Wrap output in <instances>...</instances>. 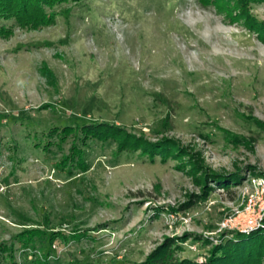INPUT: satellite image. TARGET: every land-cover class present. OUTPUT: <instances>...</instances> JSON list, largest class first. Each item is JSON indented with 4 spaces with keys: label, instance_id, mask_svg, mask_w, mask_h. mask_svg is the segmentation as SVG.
Returning a JSON list of instances; mask_svg holds the SVG:
<instances>
[{
    "label": "rangeland",
    "instance_id": "1",
    "mask_svg": "<svg viewBox=\"0 0 264 264\" xmlns=\"http://www.w3.org/2000/svg\"><path fill=\"white\" fill-rule=\"evenodd\" d=\"M249 7L264 21V2ZM53 11L37 29L0 20L13 28L0 36V247L15 256L0 264H140L169 238L179 259L205 264L232 237L264 232L239 216L264 175L258 34L200 0H71ZM96 121L181 154L152 161L113 140L83 144L79 131L88 168L58 170L77 134L49 142L51 130ZM26 229L48 231L24 246ZM52 231L87 235L50 241Z\"/></svg>",
    "mask_w": 264,
    "mask_h": 264
},
{
    "label": "trees",
    "instance_id": "2",
    "mask_svg": "<svg viewBox=\"0 0 264 264\" xmlns=\"http://www.w3.org/2000/svg\"><path fill=\"white\" fill-rule=\"evenodd\" d=\"M71 0H0V20L13 19L17 25L23 28L37 29L55 22L56 12L53 8L62 2ZM77 1V0H73ZM204 6L213 5L218 13L224 14L225 18L230 22L243 21L250 29L254 30L259 38L264 42V21H259L257 17L250 10L251 2H264V0H200ZM13 28L5 25L0 26V36H7L12 34ZM155 97L161 100H167L161 93H155ZM56 128V129H55ZM81 131L84 137H78ZM72 133L77 134V142L74 140L72 153L63 157V160L56 164L58 170L67 171L69 174L73 173L74 167H80L86 170L88 167L84 160V152L77 145L79 138L86 143L89 138H95L100 141L113 140L117 141L120 152H136L140 151L142 156H148L150 160L154 161L159 155L166 160L171 155H176L180 148L176 143L166 140L158 144L148 143L138 139L136 135L129 133L125 128L119 127L108 122H93L84 124L82 126H66L59 130L54 127L49 133V142L53 135H60V141H65ZM76 138V137H75ZM144 143H143V142ZM181 154V153H180ZM230 184L240 182L241 176L235 175ZM228 183L223 186L228 187ZM47 229H26L19 237L24 246L29 245L36 236L47 235ZM87 235V233H84ZM81 232H75L67 235L61 231H52L49 240L53 241L56 238H61L68 242L70 239H79ZM236 237L229 239L222 247H217L216 255H213L205 264H253L259 261L264 256V232L252 234L245 239L235 241ZM176 242L173 239L166 240L160 247L152 252L146 260L140 264H202L193 261L192 259H179L174 245ZM222 252L219 254V252ZM8 253L9 257L14 260V247L2 245L0 247V255ZM48 256V255H47ZM47 256H40L36 259L37 264H47ZM16 262V261H12ZM11 264H15L12 263Z\"/></svg>",
    "mask_w": 264,
    "mask_h": 264
},
{
    "label": "built area",
    "instance_id": "3",
    "mask_svg": "<svg viewBox=\"0 0 264 264\" xmlns=\"http://www.w3.org/2000/svg\"><path fill=\"white\" fill-rule=\"evenodd\" d=\"M253 183L255 185V189L252 194L249 195L248 204L246 209L242 211V213H238V215L242 218L247 213L246 219L244 221L245 225L242 227L245 231L250 228H260L264 226V175L259 177L258 179H254ZM253 213L252 216H250Z\"/></svg>",
    "mask_w": 264,
    "mask_h": 264
}]
</instances>
